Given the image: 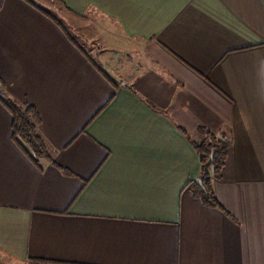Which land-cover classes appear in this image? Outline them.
<instances>
[{
    "label": "crops",
    "instance_id": "1",
    "mask_svg": "<svg viewBox=\"0 0 264 264\" xmlns=\"http://www.w3.org/2000/svg\"><path fill=\"white\" fill-rule=\"evenodd\" d=\"M55 1L100 14L94 47L0 0V93L52 157L0 97V264H264V0ZM213 138L217 204L193 188Z\"/></svg>",
    "mask_w": 264,
    "mask_h": 264
},
{
    "label": "trees",
    "instance_id": "2",
    "mask_svg": "<svg viewBox=\"0 0 264 264\" xmlns=\"http://www.w3.org/2000/svg\"><path fill=\"white\" fill-rule=\"evenodd\" d=\"M28 1L48 13L43 7L35 3L34 0ZM0 97L15 114L14 138L17 144L35 163H39L43 158H52L46 141L38 130L39 117L35 108L33 106L21 105L14 99L6 97L1 93ZM201 130L206 134L213 135L207 129L202 128ZM214 138L211 141H201L196 144L201 158V178L199 183L193 184L195 192L211 204H217L212 179L219 176L226 161L229 147L228 140Z\"/></svg>",
    "mask_w": 264,
    "mask_h": 264
},
{
    "label": "rangeland",
    "instance_id": "3",
    "mask_svg": "<svg viewBox=\"0 0 264 264\" xmlns=\"http://www.w3.org/2000/svg\"><path fill=\"white\" fill-rule=\"evenodd\" d=\"M38 2L44 6L50 16L57 17L79 43L87 48H91V46L94 47L93 43L96 42L94 40L95 33L100 32L99 29L102 24L100 14L89 13L85 17L79 18L65 10L62 5L55 0H38ZM82 25L83 27H80ZM81 31L84 34H81Z\"/></svg>",
    "mask_w": 264,
    "mask_h": 264
}]
</instances>
